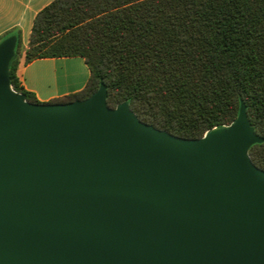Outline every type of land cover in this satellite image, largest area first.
<instances>
[{
    "label": "water",
    "instance_id": "obj_1",
    "mask_svg": "<svg viewBox=\"0 0 264 264\" xmlns=\"http://www.w3.org/2000/svg\"><path fill=\"white\" fill-rule=\"evenodd\" d=\"M0 43V264H264V138L242 103L188 139L142 122L105 84L31 103Z\"/></svg>",
    "mask_w": 264,
    "mask_h": 264
},
{
    "label": "trees",
    "instance_id": "obj_2",
    "mask_svg": "<svg viewBox=\"0 0 264 264\" xmlns=\"http://www.w3.org/2000/svg\"><path fill=\"white\" fill-rule=\"evenodd\" d=\"M72 57L85 60L88 84L52 104L105 84L109 107L128 102L142 122L198 139L231 125L244 103L264 138V0H55L37 15L27 49L18 36L11 85L40 104L21 86V60ZM250 156L264 170V142Z\"/></svg>",
    "mask_w": 264,
    "mask_h": 264
},
{
    "label": "crops",
    "instance_id": "obj_3",
    "mask_svg": "<svg viewBox=\"0 0 264 264\" xmlns=\"http://www.w3.org/2000/svg\"><path fill=\"white\" fill-rule=\"evenodd\" d=\"M55 0H0V40L11 34L28 48L37 15ZM11 37V36H10ZM21 86L40 103L76 94L85 89L90 70L82 57L21 60L17 72Z\"/></svg>",
    "mask_w": 264,
    "mask_h": 264
},
{
    "label": "rangeland",
    "instance_id": "obj_4",
    "mask_svg": "<svg viewBox=\"0 0 264 264\" xmlns=\"http://www.w3.org/2000/svg\"><path fill=\"white\" fill-rule=\"evenodd\" d=\"M14 88V87H13Z\"/></svg>",
    "mask_w": 264,
    "mask_h": 264
}]
</instances>
